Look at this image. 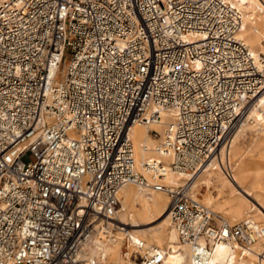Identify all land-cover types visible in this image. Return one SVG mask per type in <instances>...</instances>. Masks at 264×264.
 Returning <instances> with one entry per match:
<instances>
[{
    "label": "built area",
    "instance_id": "1",
    "mask_svg": "<svg viewBox=\"0 0 264 264\" xmlns=\"http://www.w3.org/2000/svg\"><path fill=\"white\" fill-rule=\"evenodd\" d=\"M241 25L227 0H0V264H111L116 243L119 264H163L117 219L126 186L169 198L189 264L220 243L247 258L264 228L229 224L191 184L264 88ZM164 117L149 133L167 163L138 168L130 129Z\"/></svg>",
    "mask_w": 264,
    "mask_h": 264
},
{
    "label": "bare ground",
    "instance_id": "2",
    "mask_svg": "<svg viewBox=\"0 0 264 264\" xmlns=\"http://www.w3.org/2000/svg\"><path fill=\"white\" fill-rule=\"evenodd\" d=\"M227 1L241 12L242 28L238 36L257 58L264 52V0ZM253 101L254 105L234 130L229 148L221 152L217 163L202 167L191 179V184L201 203L229 224L250 218L264 228V167L254 162L255 157L264 160V88ZM166 120L164 117L148 128L130 129L129 137L138 168L150 160L167 163V159L158 153L161 138H154L149 133L152 129L162 134ZM247 133L249 143L243 146ZM143 147L147 150L144 151ZM225 169L232 171L231 178L226 177ZM182 178L185 176L167 171L163 183L177 185ZM119 203L117 219L129 229L134 239L142 240L146 248H162L165 251L163 264H189L190 251L178 241L170 222L169 198L166 195L148 194L126 186L119 193ZM119 245L113 244L102 251L109 256L111 264L122 262ZM263 250L264 239L253 244L251 252L246 253L247 258H239L232 247L220 243L214 248L211 261L213 264H254L256 260L260 262L257 255Z\"/></svg>",
    "mask_w": 264,
    "mask_h": 264
},
{
    "label": "rangeland",
    "instance_id": "3",
    "mask_svg": "<svg viewBox=\"0 0 264 264\" xmlns=\"http://www.w3.org/2000/svg\"><path fill=\"white\" fill-rule=\"evenodd\" d=\"M262 45L264 46V42L262 43ZM262 94V93H261ZM254 105V101L253 102H251L250 103V105L248 104L246 107V109H245V112H244V116L247 114V112L252 108V106ZM243 116V117H244ZM70 136H72V134H69ZM249 136V133H247V135H246V137H245V139L243 140V146H247L248 145V143H249V139L247 138ZM152 138V137H151ZM155 142H157L158 143V140H154ZM156 143V144H157ZM30 159H31V157L29 156V155H27L26 157H24V161L25 162H28V161H30ZM254 162H257V163H259V165H261L262 167H264V160H260L258 157H255V159H254ZM133 187V186H132ZM133 188H136V187H133ZM203 190H204V188H203ZM202 191V190H201ZM195 193H196V191H195ZM196 195H197V197H198V199H199V195L196 193ZM239 221H242V220H235L234 222H231V224H233V223H236V222H239Z\"/></svg>",
    "mask_w": 264,
    "mask_h": 264
}]
</instances>
